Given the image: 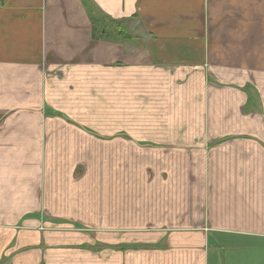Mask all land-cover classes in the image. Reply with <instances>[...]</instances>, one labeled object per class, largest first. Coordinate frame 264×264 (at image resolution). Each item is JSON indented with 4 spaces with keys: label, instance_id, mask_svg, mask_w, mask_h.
Instances as JSON below:
<instances>
[{
    "label": "crops",
    "instance_id": "obj_1",
    "mask_svg": "<svg viewBox=\"0 0 264 264\" xmlns=\"http://www.w3.org/2000/svg\"><path fill=\"white\" fill-rule=\"evenodd\" d=\"M0 264H264V0H0Z\"/></svg>",
    "mask_w": 264,
    "mask_h": 264
},
{
    "label": "rangeland",
    "instance_id": "obj_2",
    "mask_svg": "<svg viewBox=\"0 0 264 264\" xmlns=\"http://www.w3.org/2000/svg\"><path fill=\"white\" fill-rule=\"evenodd\" d=\"M116 26V25H115ZM116 28L118 29V27L116 26ZM118 31H120L119 29H118ZM133 127V126H132ZM97 129H98V131H100V133H106V132H108V127H107V125H97ZM118 142L117 141H115V142H113L111 145H110V147L112 148V149H120L121 147H124L123 145H120L119 143L117 144ZM133 148H134V146H132V145H129L128 146V149L130 150V152H132L133 151ZM104 153H103V151H102V153H101V150L100 149H98L97 150V158L98 159H101V158H104ZM131 164L133 165V168H137V163H131L130 162V166H131ZM130 166H129V169H131L130 168ZM136 170V169H135Z\"/></svg>",
    "mask_w": 264,
    "mask_h": 264
},
{
    "label": "trees",
    "instance_id": "obj_3",
    "mask_svg": "<svg viewBox=\"0 0 264 264\" xmlns=\"http://www.w3.org/2000/svg\"><path fill=\"white\" fill-rule=\"evenodd\" d=\"M101 35V34H100Z\"/></svg>",
    "mask_w": 264,
    "mask_h": 264
}]
</instances>
